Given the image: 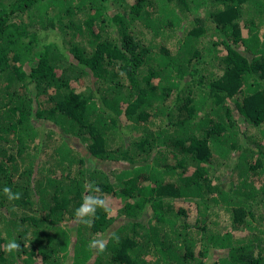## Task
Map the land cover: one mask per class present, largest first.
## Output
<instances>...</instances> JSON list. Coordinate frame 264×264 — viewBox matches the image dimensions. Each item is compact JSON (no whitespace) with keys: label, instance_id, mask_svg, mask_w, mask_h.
I'll list each match as a JSON object with an SVG mask.
<instances>
[{"label":"trees","instance_id":"trees-1","mask_svg":"<svg viewBox=\"0 0 264 264\" xmlns=\"http://www.w3.org/2000/svg\"><path fill=\"white\" fill-rule=\"evenodd\" d=\"M129 1L0 0V264H264V0Z\"/></svg>","mask_w":264,"mask_h":264},{"label":"clouds","instance_id":"clouds-1","mask_svg":"<svg viewBox=\"0 0 264 264\" xmlns=\"http://www.w3.org/2000/svg\"><path fill=\"white\" fill-rule=\"evenodd\" d=\"M89 187L91 189L90 193L86 194L84 200L74 212V217L77 219V221L83 222L86 225L92 223L91 218L95 216L97 209H103L108 215L112 214L111 209L106 206L103 195H97V193L100 191L99 188L94 185H90ZM3 194L9 201H17L21 199V193L14 192L9 186H5L3 188ZM115 239L118 241L119 237L117 236ZM88 246L97 252L105 251V244L103 241L93 240L89 242ZM20 249L21 245L17 243L14 238L3 245V250L7 253L18 252Z\"/></svg>","mask_w":264,"mask_h":264},{"label":"rangeland","instance_id":"rangeland-1","mask_svg":"<svg viewBox=\"0 0 264 264\" xmlns=\"http://www.w3.org/2000/svg\"><path fill=\"white\" fill-rule=\"evenodd\" d=\"M129 2H132V0H130ZM200 13H201V11L198 10V11L195 13V15H199ZM145 40H146V41L149 40L148 35H146ZM173 41H174V39L169 40V41H163V45L165 46V48H167V49L171 52V54L175 51V47L172 46ZM219 225H220L221 227H223V228H227V227H229L230 222H228V218H224V217H222V218H221V221H220V223H219ZM234 234H242V232H235ZM207 263H209V260L207 261Z\"/></svg>","mask_w":264,"mask_h":264}]
</instances>
